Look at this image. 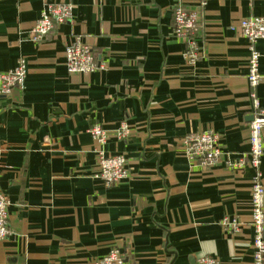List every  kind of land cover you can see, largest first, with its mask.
Segmentation results:
<instances>
[{"label":"crops","instance_id":"0c3cea01","mask_svg":"<svg viewBox=\"0 0 264 264\" xmlns=\"http://www.w3.org/2000/svg\"><path fill=\"white\" fill-rule=\"evenodd\" d=\"M177 3L200 7L196 62L173 34ZM58 5L71 18L33 42ZM251 17L264 19V0H0V72L27 62L24 86L0 97L11 228L0 264H95L114 248L130 264H255L254 171L227 162L250 151V49L239 28ZM77 38L96 72H69ZM257 49L264 74V42ZM255 92L264 106V81ZM95 125L108 133L104 147ZM208 131L223 151L209 167L185 151L191 134ZM101 150L127 161L130 176L111 188L98 176ZM260 169L264 184V155Z\"/></svg>","mask_w":264,"mask_h":264},{"label":"built area","instance_id":"2783aa9c","mask_svg":"<svg viewBox=\"0 0 264 264\" xmlns=\"http://www.w3.org/2000/svg\"><path fill=\"white\" fill-rule=\"evenodd\" d=\"M72 16V7L69 5H58L50 7L32 29L30 38L35 43L43 42L55 24H63ZM202 28V16L200 7L190 10L180 3L173 8V34L184 38L187 44V59L196 62L199 57L200 47L197 37ZM240 33L249 41L250 57L248 67V82L252 88L251 100L255 110L254 120L250 125V151L248 157L228 163L233 168L250 167L254 171L251 190L252 201V227L254 230V263L264 264V184L260 169L261 159L264 155V106L261 105L255 92L258 85L264 81V74L260 72L261 53L257 49L259 42H264V19L251 17L243 19L240 23ZM67 65L69 72L76 74H90L98 69L95 54L91 47L83 44L77 38L67 50ZM27 76V62L21 59L18 66L6 73L0 72V97H6L19 88H22ZM127 133L124 127L118 137H124ZM91 136L101 145L105 146L108 141V133L100 125L90 129ZM187 157L203 166H211L217 163L223 151L220 146V138L214 132H201L191 134L185 142ZM99 174L107 188L118 184L121 180L130 176L127 169V161L122 155H109L104 150L99 151ZM225 228L228 222L223 225ZM233 226H236L234 223ZM11 235L9 200L0 187V242ZM125 254L117 248L112 249L107 256L97 260L95 264H130ZM198 264H221L217 258L202 256Z\"/></svg>","mask_w":264,"mask_h":264}]
</instances>
